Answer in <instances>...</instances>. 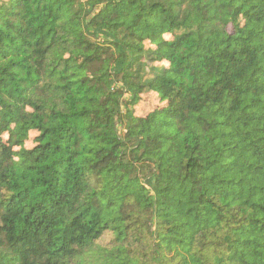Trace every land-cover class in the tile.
I'll return each mask as SVG.
<instances>
[{
	"label": "trees",
	"instance_id": "trees-1",
	"mask_svg": "<svg viewBox=\"0 0 264 264\" xmlns=\"http://www.w3.org/2000/svg\"><path fill=\"white\" fill-rule=\"evenodd\" d=\"M0 264H264V0H0Z\"/></svg>",
	"mask_w": 264,
	"mask_h": 264
},
{
	"label": "rangeland",
	"instance_id": "rangeland-1",
	"mask_svg": "<svg viewBox=\"0 0 264 264\" xmlns=\"http://www.w3.org/2000/svg\"><path fill=\"white\" fill-rule=\"evenodd\" d=\"M30 144H31V142H30V141H28V142H27V145H30Z\"/></svg>",
	"mask_w": 264,
	"mask_h": 264
}]
</instances>
